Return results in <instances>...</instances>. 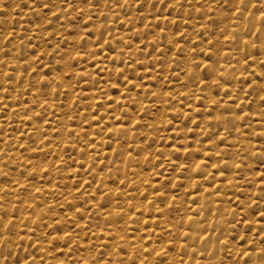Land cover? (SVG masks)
<instances>
[{"label":"rangeland","instance_id":"obj_1","mask_svg":"<svg viewBox=\"0 0 264 264\" xmlns=\"http://www.w3.org/2000/svg\"><path fill=\"white\" fill-rule=\"evenodd\" d=\"M0 264H264V0H0Z\"/></svg>","mask_w":264,"mask_h":264}]
</instances>
